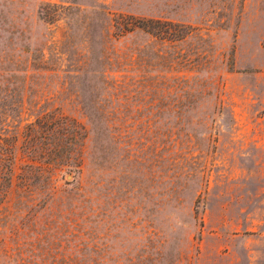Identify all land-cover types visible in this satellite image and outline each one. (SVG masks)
Listing matches in <instances>:
<instances>
[{"label": "rangeland", "instance_id": "374dc122", "mask_svg": "<svg viewBox=\"0 0 264 264\" xmlns=\"http://www.w3.org/2000/svg\"><path fill=\"white\" fill-rule=\"evenodd\" d=\"M0 146V264H264V0H0Z\"/></svg>", "mask_w": 264, "mask_h": 264}, {"label": "trees", "instance_id": "16d2710c", "mask_svg": "<svg viewBox=\"0 0 264 264\" xmlns=\"http://www.w3.org/2000/svg\"><path fill=\"white\" fill-rule=\"evenodd\" d=\"M138 27L143 29V27L140 25H138ZM58 125H59V121L58 120L54 121L53 128H56ZM1 147L2 146H0V164L5 166V171L3 172L2 178L4 177L5 180H8L9 173L11 171V168H10V161L12 159L11 151L10 150L6 151L5 149H2Z\"/></svg>", "mask_w": 264, "mask_h": 264}]
</instances>
